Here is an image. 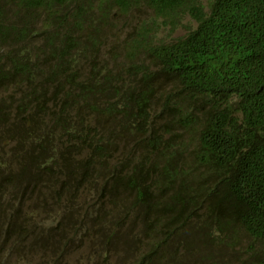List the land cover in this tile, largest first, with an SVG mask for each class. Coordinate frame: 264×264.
I'll use <instances>...</instances> for the list:
<instances>
[{"label":"trees","instance_id":"1","mask_svg":"<svg viewBox=\"0 0 264 264\" xmlns=\"http://www.w3.org/2000/svg\"><path fill=\"white\" fill-rule=\"evenodd\" d=\"M0 264H264V0H0Z\"/></svg>","mask_w":264,"mask_h":264},{"label":"rangeland","instance_id":"2","mask_svg":"<svg viewBox=\"0 0 264 264\" xmlns=\"http://www.w3.org/2000/svg\"><path fill=\"white\" fill-rule=\"evenodd\" d=\"M188 21H189V18L188 17H185L184 18V22L185 23H188ZM184 32H185V30L183 28H179L175 33H173L172 35H170L168 38H170V39L173 40L176 37L183 35ZM161 34H164L165 35L166 33L164 31H162Z\"/></svg>","mask_w":264,"mask_h":264}]
</instances>
